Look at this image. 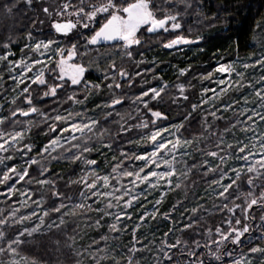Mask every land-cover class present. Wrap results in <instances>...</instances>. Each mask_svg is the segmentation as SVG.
Masks as SVG:
<instances>
[{"label":"snow or ice","instance_id":"6c2138e0","mask_svg":"<svg viewBox=\"0 0 264 264\" xmlns=\"http://www.w3.org/2000/svg\"><path fill=\"white\" fill-rule=\"evenodd\" d=\"M193 16L218 14L0 0V264H264V19L197 89L144 48L200 41Z\"/></svg>","mask_w":264,"mask_h":264},{"label":"trees","instance_id":"16d2710c","mask_svg":"<svg viewBox=\"0 0 264 264\" xmlns=\"http://www.w3.org/2000/svg\"><path fill=\"white\" fill-rule=\"evenodd\" d=\"M203 12L209 17L216 13L218 17L215 21L211 22L195 16L188 19L184 34L193 39L197 35L203 37V39L193 46L198 51L188 61L184 62L183 59L177 58L172 49L164 48L162 46L163 37L153 38L150 47L148 45L144 46L147 49L145 55L148 58L151 57L152 53L160 57V67L163 69L168 68L169 65H178L182 62L184 64H191L192 68L189 79L196 84L197 89L200 87V82L195 77H198L202 72L211 70L215 66L214 59L219 54H227L228 59L236 56L235 41L238 33L243 34V39L248 43L247 47L241 48L240 56H246L253 51L251 30L255 27L258 19H264V0H203ZM209 23L212 24L211 27L208 26ZM189 26L192 27L191 32L187 31ZM230 37L231 39H229ZM13 51L16 55H20L18 47L14 48ZM90 71L92 75L89 76V79L95 80L99 74L93 69H90ZM174 78L175 76L173 75L169 79ZM7 83L11 84L10 81ZM58 167L68 170L71 165H61ZM169 199H175V196L170 194ZM152 226L155 227V224Z\"/></svg>","mask_w":264,"mask_h":264},{"label":"rangeland","instance_id":"374dc122","mask_svg":"<svg viewBox=\"0 0 264 264\" xmlns=\"http://www.w3.org/2000/svg\"><path fill=\"white\" fill-rule=\"evenodd\" d=\"M197 42H198V41H197ZM197 42L194 43V44H191V45H181V46H178V47H176V48H173V49H172V52H173L174 54L177 55V58L183 59L184 62H185V61H188L190 58L194 57V55L196 54L195 52L198 51L197 49H195V48L193 47L195 44H197ZM252 46L254 47V49H253V51H252L251 53H249L248 55L252 54L253 52H255L256 55H259V54H260L259 43L253 41V42H252ZM186 52H187V53H186ZM226 55H227V54H223V53H222V54H219V56H217V57L214 59V63H215V65H216L217 63H219V62H222L221 59H220L221 57H223L225 60H227V59H228V55H227V56H226ZM248 55H246V56H248ZM19 56H20V55H16L17 58H19ZM153 57H155L157 61H159V59H160V57H159L158 55H156L155 53H152V54H151V57H150L149 59H151V58H153ZM235 57H236V56H234L232 59H235ZM242 57H244V56H242ZM74 62H79V59L76 58V60H75ZM184 62H182L181 64H178V65H169L168 68L164 69V72H165L167 78H170L171 76L174 75V67H173V66H175V67H188L189 64H184ZM93 70L96 71L95 69H93ZM96 72H97V71H96ZM167 72H168V73H167ZM97 73L99 74V72H97ZM10 82H11V81H10ZM204 82H205V83H204L205 86L215 87V85H208V82H207V81H204ZM209 95H211V93H209ZM152 227H153V230H155V227H154V226H152ZM147 228H148V225H145L144 230L147 231ZM126 239H127V238L125 237V240H126Z\"/></svg>","mask_w":264,"mask_h":264}]
</instances>
